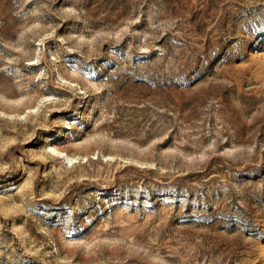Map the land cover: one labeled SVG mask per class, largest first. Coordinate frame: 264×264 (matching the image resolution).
Instances as JSON below:
<instances>
[{
    "label": "rangeland",
    "instance_id": "rangeland-1",
    "mask_svg": "<svg viewBox=\"0 0 264 264\" xmlns=\"http://www.w3.org/2000/svg\"><path fill=\"white\" fill-rule=\"evenodd\" d=\"M0 264H264V0H0Z\"/></svg>",
    "mask_w": 264,
    "mask_h": 264
}]
</instances>
